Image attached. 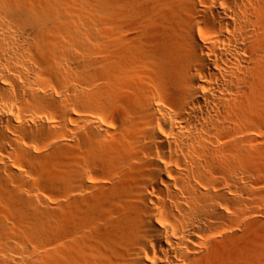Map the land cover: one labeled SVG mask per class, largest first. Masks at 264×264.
I'll use <instances>...</instances> for the list:
<instances>
[{"label": "bare ground", "instance_id": "6f19581e", "mask_svg": "<svg viewBox=\"0 0 264 264\" xmlns=\"http://www.w3.org/2000/svg\"><path fill=\"white\" fill-rule=\"evenodd\" d=\"M262 158L264 0H0V264H199Z\"/></svg>", "mask_w": 264, "mask_h": 264}, {"label": "rangeland", "instance_id": "374dc122", "mask_svg": "<svg viewBox=\"0 0 264 264\" xmlns=\"http://www.w3.org/2000/svg\"><path fill=\"white\" fill-rule=\"evenodd\" d=\"M263 161L264 158L261 159L262 164H264ZM255 176L262 179L261 183L263 184L264 171ZM253 187L263 199L258 200V198L248 196L242 211L236 214L234 225L232 224L233 228H231L232 226L230 228L224 227V231L227 234H232V236L221 239L209 249L207 256L199 264H248L255 257L261 256V252H264V249L262 250L264 245V188L259 183ZM39 194L41 195V192ZM43 197L46 199L45 195ZM6 229L8 230L9 227L7 226ZM35 241L39 242L38 240ZM42 243L46 245V243ZM30 253L27 254L30 256L32 255Z\"/></svg>", "mask_w": 264, "mask_h": 264}]
</instances>
